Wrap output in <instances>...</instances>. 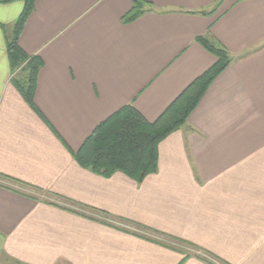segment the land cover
I'll return each mask as SVG.
<instances>
[{
	"label": "crops",
	"instance_id": "obj_1",
	"mask_svg": "<svg viewBox=\"0 0 264 264\" xmlns=\"http://www.w3.org/2000/svg\"><path fill=\"white\" fill-rule=\"evenodd\" d=\"M133 1L36 0L18 41L43 62L36 111L5 50L23 4L0 2V264H264V0H144L123 23ZM199 37L231 63L156 172L80 167L100 122L125 105L155 121L216 62Z\"/></svg>",
	"mask_w": 264,
	"mask_h": 264
},
{
	"label": "trees",
	"instance_id": "obj_2",
	"mask_svg": "<svg viewBox=\"0 0 264 264\" xmlns=\"http://www.w3.org/2000/svg\"><path fill=\"white\" fill-rule=\"evenodd\" d=\"M16 0H0L8 3ZM23 7L17 16L11 34L6 37L5 50L9 68L17 72L14 84L26 101L36 111L33 96L42 60L26 54L19 46V37L34 10L36 0H19ZM221 0H217L216 3ZM144 0H134L122 19L129 23L150 11ZM198 13H205L201 11ZM197 41L212 55L216 62L202 75L195 78L153 122H148L131 105H125L100 122L72 153L82 168L109 177L121 172L135 182H142L157 170L158 145L172 132L182 128L190 113L198 105L211 82L231 63L230 54L220 44L206 37Z\"/></svg>",
	"mask_w": 264,
	"mask_h": 264
},
{
	"label": "rangeland",
	"instance_id": "obj_3",
	"mask_svg": "<svg viewBox=\"0 0 264 264\" xmlns=\"http://www.w3.org/2000/svg\"><path fill=\"white\" fill-rule=\"evenodd\" d=\"M193 252L196 251L197 253H200L197 249H191Z\"/></svg>",
	"mask_w": 264,
	"mask_h": 264
},
{
	"label": "built area",
	"instance_id": "obj_4",
	"mask_svg": "<svg viewBox=\"0 0 264 264\" xmlns=\"http://www.w3.org/2000/svg\"><path fill=\"white\" fill-rule=\"evenodd\" d=\"M197 254H199V253H197Z\"/></svg>",
	"mask_w": 264,
	"mask_h": 264
}]
</instances>
